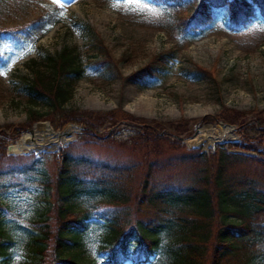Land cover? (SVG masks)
<instances>
[{"label": "trees", "instance_id": "1", "mask_svg": "<svg viewBox=\"0 0 264 264\" xmlns=\"http://www.w3.org/2000/svg\"><path fill=\"white\" fill-rule=\"evenodd\" d=\"M148 2L169 9L175 29L187 38L203 33L221 9H227V28L234 33L255 21L264 23V0ZM59 22L56 10L39 13L21 26L0 27V38L10 35L36 43ZM101 46L97 52L102 58L94 65L117 68V62ZM32 64L33 77L22 89L29 99L30 126L46 120L56 129L78 124L83 127L79 142L110 145L115 132L107 140L94 139L105 136L102 128L137 125L131 150L139 155L124 164L99 162L74 154L76 143L53 156L56 172L46 177L53 206L45 220L35 223L34 236L28 235L35 237L33 252L38 264H204L206 260V264H264V109L224 111L218 119L235 125L240 139L207 153L191 148L185 139L166 140L163 133L172 129V123L144 120L120 109L100 113L69 108L73 83L84 74L78 48L66 47L56 56ZM152 77V65L147 64L127 78L140 81ZM39 104L46 110H39ZM43 128L55 132L42 125L34 131ZM27 129L29 126L0 131L1 171L11 170L13 163L24 159L6 152L8 143ZM153 139L154 148L150 145ZM32 157L31 165L36 168L38 161ZM28 165L15 166L22 168L19 174H23ZM75 199L84 209L61 204ZM94 225L103 230L100 248L107 256L100 263L80 262L74 250L80 245L81 234ZM13 246L0 218V264L10 263L7 250Z\"/></svg>", "mask_w": 264, "mask_h": 264}, {"label": "rangeland", "instance_id": "2", "mask_svg": "<svg viewBox=\"0 0 264 264\" xmlns=\"http://www.w3.org/2000/svg\"><path fill=\"white\" fill-rule=\"evenodd\" d=\"M55 10L60 23L50 27L38 42L18 41L10 35L0 38V131L29 126L8 143L6 152L8 156L24 159L13 163L11 170H0V218L14 244L7 250L9 264H38L33 252L35 237L28 235L34 236L35 223L45 220L53 206L46 177L56 172L54 155L77 143L74 154L99 162L124 164L139 157L131 150L134 138L131 137L138 126L126 123L102 128L100 132L105 136L94 137L104 141L115 132V141L110 145L83 144L78 141L82 130L73 128L70 131L73 139L70 137L68 146L62 145L57 151L8 154L16 152L24 137L32 140L35 138L32 134H36L54 139L69 127L56 129L47 120L30 126L29 99L22 89L33 77V61L43 62L66 47L78 48L84 74L73 83L74 96L69 108L100 113L120 109L144 120L172 123V129L162 134L166 140L185 139L191 148L207 153L240 139L235 125L218 119L224 111L264 109L263 22L255 21L247 29L233 33L227 28L228 11L221 9L215 12L214 22L203 33L187 38L175 29L169 9L153 6L148 0H0V27L21 26L39 13ZM100 44L101 50L117 62V68L94 65L102 58L97 52ZM147 64L152 65V78L128 80L129 75ZM39 107L41 111L47 108L42 104ZM182 120H187L188 125H179ZM41 125L55 132L48 128L34 131ZM154 139L150 144L153 148ZM32 156L38 161L36 168L31 165ZM17 164H29L28 170L19 174L22 168ZM61 204L84 209L78 199ZM102 233L94 225L81 234L80 245L74 250L80 262L100 263L106 257L100 248L104 245Z\"/></svg>", "mask_w": 264, "mask_h": 264}, {"label": "bare ground", "instance_id": "3", "mask_svg": "<svg viewBox=\"0 0 264 264\" xmlns=\"http://www.w3.org/2000/svg\"><path fill=\"white\" fill-rule=\"evenodd\" d=\"M71 130L72 128L66 129L65 132L60 133L59 135L56 134L54 139L42 138L40 136H37L36 134H32L35 137L32 140H29L27 137H24L22 143L15 148V153L19 154L34 149H58L59 147L70 141V137L72 135V133L70 132Z\"/></svg>", "mask_w": 264, "mask_h": 264}, {"label": "water", "instance_id": "4", "mask_svg": "<svg viewBox=\"0 0 264 264\" xmlns=\"http://www.w3.org/2000/svg\"><path fill=\"white\" fill-rule=\"evenodd\" d=\"M219 126L220 127H224V128H230L231 130H233V128L234 127H232V126H226V125H224V124H219ZM70 128H75V129H77V131H80L81 129H82V127L81 126H79V125H69V127L67 128V129H70ZM40 149H38L37 151H39ZM51 151V150H50ZM9 154H14L12 151L11 152H9Z\"/></svg>", "mask_w": 264, "mask_h": 264}]
</instances>
